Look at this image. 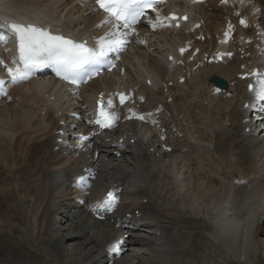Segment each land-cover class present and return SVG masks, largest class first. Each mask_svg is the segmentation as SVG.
I'll return each mask as SVG.
<instances>
[{
	"label": "bare ground",
	"instance_id": "bare-ground-1",
	"mask_svg": "<svg viewBox=\"0 0 264 264\" xmlns=\"http://www.w3.org/2000/svg\"><path fill=\"white\" fill-rule=\"evenodd\" d=\"M221 3L208 0L190 8V26L180 30L164 28L156 19V30L147 26V38L124 58L121 75H104L76 96L45 78L14 88L12 102L0 103V264H43L31 241L41 254L50 242L67 264H191L195 258L198 264H264L259 239L264 235V122L247 121L244 107L254 99L238 79L249 68L264 70V0ZM8 4L19 13L50 11L77 34L104 33L88 0ZM197 23L202 28L193 30ZM219 51L225 60L215 64ZM170 56L175 60L167 66L162 60ZM214 76L227 82L226 91L211 83ZM124 87L129 99L115 109L124 128L116 130V140L96 134L91 99ZM63 122L74 130L70 150L66 141L59 142ZM88 136L92 140L85 146ZM212 148L217 152L211 154ZM90 171L95 186L83 193L87 183L79 187L76 181ZM72 189L86 194V203L65 199ZM109 191L118 193L120 206L117 214L103 216L98 209L105 211ZM128 210H134L129 218ZM22 214L25 226H38L28 242L17 238ZM125 224L155 238L139 237L128 225L122 229ZM121 235L132 238L126 249L118 246ZM75 241L89 246L79 260L66 251Z\"/></svg>",
	"mask_w": 264,
	"mask_h": 264
},
{
	"label": "snow or ice",
	"instance_id": "snow-or-ice-1",
	"mask_svg": "<svg viewBox=\"0 0 264 264\" xmlns=\"http://www.w3.org/2000/svg\"><path fill=\"white\" fill-rule=\"evenodd\" d=\"M98 8L103 11L109 19L105 24L113 27V31L95 41V47H89L87 42L77 43L62 35H54L50 30L34 25H23L14 23L8 26L11 37L0 36V44L6 46L11 39L17 43L18 55L12 60V67L0 61L7 71V75L12 84H22L31 80L37 71L46 67H56L64 72L62 79L69 83H76L77 78H82V82L94 75L89 71L92 66L99 65L102 61H107L110 54L124 51L126 47V37L133 34L134 27L146 15L148 10L156 12V6L166 2V0H95ZM203 0H193V3H202ZM228 3V0H223ZM158 23L171 27L164 18H160L156 12ZM171 20H179V17L172 16ZM187 21V17H184ZM153 30L157 24L148 22ZM241 24L247 27L246 21L241 20ZM180 27L179 23L175 25ZM120 29H127L122 32ZM183 54V52H181ZM257 76L260 74L257 73ZM5 84L0 80V89ZM79 86V85H77ZM249 91H255L249 88ZM6 94V93H4ZM121 105L125 102V97L120 95ZM258 98L264 101V79L260 80ZM115 105L111 99L105 102L102 96L98 102L99 119L96 123L102 127H112L118 120V114L112 111ZM143 119V117H137ZM105 203L111 205L116 203L114 193H110Z\"/></svg>",
	"mask_w": 264,
	"mask_h": 264
},
{
	"label": "rangeland",
	"instance_id": "rangeland-1",
	"mask_svg": "<svg viewBox=\"0 0 264 264\" xmlns=\"http://www.w3.org/2000/svg\"><path fill=\"white\" fill-rule=\"evenodd\" d=\"M223 108H226V105H224L223 106ZM219 126H222V128H224L226 125L223 123L222 125H219ZM210 130H212L211 128H210ZM210 153H211V150H210ZM211 154H214V153H211ZM167 160V161H166ZM165 161L166 162H168V160L169 159H166ZM101 183H103V182H101ZM70 197H72V196H70ZM211 199H212V201H214V203H216L218 206H219V204L216 202V200H215V198H214V195L213 196H211L210 197ZM204 205H208V203L207 202H204L203 203ZM216 205V206H217ZM25 225V224H24ZM23 225V226H24ZM28 227V226H27ZM34 227H37L38 228V226H33V228ZM64 227V226H63ZM30 230H32L33 228L31 227H28ZM23 233V232H22ZM24 237H25V234H29V232H28V230L25 232V230H24ZM260 236H262V237H260V239H261V242H263L262 244H263V248H264V235H260ZM22 237V236H21ZM81 241H80V243L79 244H82V241H83V238H81L80 239ZM78 241H75V242H73V243H69L67 246H66V251H67V253H69V255H70V257H71V259H74V260H79L80 259V256L81 255H84L85 253H86V251H87V249H89V246H87V245H75V243H77ZM32 245V247L31 248H33L34 249V252H36V253H38L37 251H38V247L35 245V243L34 244H31ZM47 245V246H46ZM46 245H44V248H45V250H46V253H45V256H44V261H45V263L44 264H67V262H66V260L64 259V258H62V256H60L58 253H57V251L55 250H53L52 248H51V244H50V242H47L46 243ZM138 247V246H137ZM32 249V250H33ZM198 249V248H197ZM44 250V249H43ZM43 252V251H42ZM49 254V255H48ZM197 254V253H196ZM200 254H202L201 253V251H200ZM200 254H198V255H200ZM196 259V261L199 263V259L198 258H195ZM213 259V258H212ZM212 259H210L211 260V262H213L214 260H212ZM217 264H219V262H216ZM215 263V264H216ZM192 264H194V263H192ZM230 264H232V263H230Z\"/></svg>",
	"mask_w": 264,
	"mask_h": 264
}]
</instances>
